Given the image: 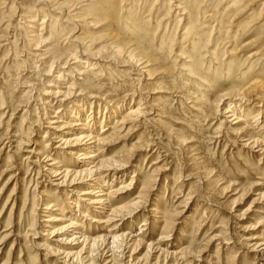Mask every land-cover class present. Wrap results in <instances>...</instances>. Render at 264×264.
Returning <instances> with one entry per match:
<instances>
[{"label": "rangeland", "instance_id": "obj_1", "mask_svg": "<svg viewBox=\"0 0 264 264\" xmlns=\"http://www.w3.org/2000/svg\"><path fill=\"white\" fill-rule=\"evenodd\" d=\"M41 1L0 0V264H64L55 251L82 248L67 244L71 231L58 234L70 222L99 239L92 264H264L248 250L251 238L264 242V156L232 135L247 126L264 142L254 123L264 87L254 94L262 106L238 98L248 99L237 115L244 126L222 115L242 86L264 84V0ZM67 87L75 94L63 105L42 95ZM58 121L92 137L109 126L93 162L125 164L114 179L102 173V193L131 189L110 196V207L83 209L89 220L71 193L92 183L61 187L49 173L54 163L91 166L76 158L79 146L55 149ZM120 206L137 209L115 221L132 243L100 247L113 225L90 222Z\"/></svg>", "mask_w": 264, "mask_h": 264}, {"label": "bare ground", "instance_id": "obj_2", "mask_svg": "<svg viewBox=\"0 0 264 264\" xmlns=\"http://www.w3.org/2000/svg\"><path fill=\"white\" fill-rule=\"evenodd\" d=\"M10 1H13V0H10ZM42 3H43V0L41 1ZM40 2V3H41ZM39 4V3H38ZM47 4H48V1H47ZM35 6V5H34ZM50 8V7H49ZM51 9V8H50ZM53 10V9H52ZM51 11V10H50ZM54 11V10H53ZM182 16V15H181ZM46 20V19H45ZM44 22V21H43ZM40 24H42L43 25V23H40ZM45 24V23H44ZM41 26V25H40ZM43 27V26H42ZM41 27V28H42ZM44 28V27H43ZM41 30H43V29H41ZM40 38V37H39ZM34 39V38H33ZM41 40V39H40ZM39 40V41H40ZM39 41H37V42H39ZM40 43V42H39ZM38 44V43H37ZM39 45V44H38ZM256 54V53H255ZM252 56V55H251ZM251 56H249V57H251ZM248 57V58H249ZM75 63H77V62H75ZM94 65V64H93ZM93 65H91V66H93ZM93 68V67H92ZM90 71H91V68L89 69ZM88 70V71H89ZM94 70V69H93ZM50 72H51V70H50ZM49 73V72H48ZM79 75H81V74H79ZM60 78V77H59ZM55 79V78H54ZM57 81V80H56ZM262 81L260 80V81H255V82H252L251 84H247V86H245V87H241L239 90H240V92H238L237 93V95H235V96H237L235 99L238 101H236V102H234L233 100V105L231 106V107H228V108H226L227 110L225 111V112H223L222 113V115L224 114L225 116L227 115V117H225V122H227L228 124H229V126H238V125H241V124H243V121H242V119H241V117L239 116H237V115H240V113H241V111H243L242 109H243V106L246 108V106H248V105H245L244 103H246L247 101H248V99H247V101H245V100H243L244 102H241L238 98L239 97H241V98H245L246 97V95L248 96V95H252L251 96V98L254 100V101H258V102H260V104L259 105H261V104H263V102H261V100H260V98L259 97H257L258 95H254L255 94V92H257L261 87H264V84L263 83H261ZM51 86H48V88H50ZM67 89V90H66ZM65 90L66 91H63V92H61V91H59L58 89H55V91L54 90H51L50 89V91H47V92H44L42 95L43 96H45V97H49V100H52V99H54V101L53 102H58L57 100H60L61 102H62V100L60 99V98H62L63 99V102H64V98H66V100L68 99V97L69 96H71V97H73L74 96V94H75V92H72L71 90H73L72 88H70V87H67V88H65ZM236 91H238V90H236ZM236 94V93H235ZM42 96V97H43ZM131 96V95H130ZM234 97V96H233ZM240 98V99H241ZM248 98V97H247ZM250 98V99H251ZM71 99V98H70ZM225 100H226V98H224ZM234 99V98H233ZM246 99V98H245ZM48 100V101H49ZM65 100V101H66ZM69 100V99H68ZM242 100V99H241ZM222 101V100H221ZM224 101V100H223ZM45 102V101H44ZM55 102V103H56ZM63 102L61 103L62 105H63ZM228 102V101H227ZM48 103V102H47ZM65 103V102H64ZM243 103V104H242ZM252 103V102H251ZM250 103V104H251ZM257 103V102H256ZM57 104V103H56ZM144 104V103H143ZM142 104V105H143ZM247 104H248V102H247ZM249 104V105H250ZM45 105V104H44ZM53 105H55L54 103H53ZM220 105V104H219ZM262 106V105H261ZM139 107H141V105L139 106ZM257 107V106H256ZM260 107V106H259ZM142 108H143V106H142ZM144 108H146V107H144ZM143 108V109H144ZM263 108H264V105H263ZM138 109V108H137ZM140 109V108H139ZM136 110V111H132L131 113H130V115L131 116H133V117H135V116H138V114H139V116H140V111L142 110V109H140V110ZM219 109V108H218ZM132 110V109H131ZM145 110L146 109H144V112H145ZM61 111V110H60ZM147 111V110H146ZM217 111V110H216ZM258 111V110H257ZM116 112V111H115ZM247 113H250V110L247 112ZM56 115L58 114V112L57 113H55ZM141 114H142V112H141ZM144 114V113H143ZM142 114V115H143ZM262 112H261V110H259V112L255 115V118H254V123L256 124L255 125V127L256 126H259V124L261 125L260 126V131L262 132H264V116L262 117ZM54 115V114H53ZM127 115L129 116V119H130V115L127 113ZM148 115V114H147ZM263 115H264V112H263ZM156 116V115H155ZM71 118H73L72 116H70ZM157 117V116H156ZM59 119H61V118H59ZM132 119V118H131ZM130 119V120H131ZM137 119V118H136ZM140 119V118H139ZM144 119V118H143ZM145 119H146V117H145ZM228 119H230V120H228ZM52 120V119H51ZM134 120V119H133ZM136 121H138V119L136 120ZM148 121V120H147ZM259 121H260V123H259ZM141 122V121H140ZM56 123H59V125H57ZM56 123H53L52 125H56L55 126V128H53L52 127V130H54L56 133H59L58 134V138H60V140L58 141V146L55 148L56 150L57 149H61V146H63V149L64 148H69V147H80V149L82 148V152H85L84 154H80V153H78V155L76 156V158L77 159H79V160H82V163H81V166H83V165H85V163L86 162H90V164H91V166L90 167H86L87 169H84V170H82L80 173H77L78 171H73V170H70V169H64V170H62L63 168L61 167V166H58L59 164L57 163V164H51V169H49V173H50V175H52V177H59V176H62V177H60L57 181L59 182V183H57V185H61V187H62V185H64V184H68L69 186H73V185H77V184H81L82 182L80 181V180H82L83 178H86L84 181H86L87 182V184H88V182L89 183H92L91 185H88V187H89V191H87V192H77V191H75L74 193L72 192L71 193V195H72V197H73V200L74 199H76V201H78L77 203H75V212L76 213H80V215H82V217H83V219L85 218V219H87V216L86 215H84V210L85 211H88V212H90V209L92 208V207H94V206H96V205H101L102 207H110V206H106V204H108L109 203V197L110 196H112V195H117L119 192V190H117L116 192H109V193H107V194H103L102 192H105V189L103 188L104 186H102L104 183H106V180H103V178H101V175H102V173L103 172H105L106 174L107 173H113L114 175H112V178L114 179V177L115 176H117V175H119V174H121V173H124V170L126 169L125 168V164H123V165H121L122 163L120 162V163H118V162H103V161H98L97 163H94L93 161H94V159H99L98 158V153H99V150H100V148H99V145H100V143H104V141H105V137H104V135L103 134H105L106 132H108L111 128L109 127V126H106V129L105 128H103L99 133V135L97 136V137H92V136H90V135H85L87 132H84V131H86V130H79V129H76V127L77 126H80V124L79 123H73V124H69L68 122L67 123H64V124H62L61 122H56ZM245 123V122H244ZM252 123V122H251ZM253 123V124H254ZM48 124V123H47ZM61 124V125H60ZM117 124V123H116ZM133 125H135V124H133ZM241 126H244V125H241ZM50 127V126H49ZM244 127H245V129H244ZM244 127H242L239 131H236L235 132V134H232L233 136L235 135L236 136V140L237 141H235L236 143H238L239 144V146L241 147V149H249L250 151L249 152H253L255 149H259V150H257L256 152L257 153H260V155L261 156H264V142H261L260 140H258V139H254V137H251V136H249L248 135V132L247 131H245V130H247V126H244ZM84 128V127H83ZM252 128V127H251ZM49 129V128H48ZM51 129V128H50ZM85 129V128H84ZM250 130V129H249ZM72 131H81V135H79V137H77V138H75V139H67V138H65V137H70L69 135H70V132H72ZM219 133V132H218ZM234 133V132H233ZM221 134V133H220ZM231 134V133H230ZM229 134V136H231ZM51 136V135H50ZM232 137V136H231ZM220 138V137H219ZM215 139V138H214ZM52 140V139H51ZM56 140H57V138H56ZM53 141V140H52ZM235 142H234V144H235ZM241 143V144H240ZM102 145V144H101ZM46 148V147H45ZM87 151H91V152H87ZM49 161V160H48ZM89 164V165H90ZM127 164V163H126ZM128 165V164H127ZM43 169H45V168H43ZM46 171V170H45ZM39 174V173H38ZM106 174H105V176H106ZM107 176H109V175H107ZM106 176V177H107ZM103 177V176H102ZM133 177V176H132ZM111 178V177H110ZM78 181H79V183H78ZM114 181V180H113ZM132 181V180H131ZM133 183V182H132ZM129 184H130V182H129ZM147 184V183H146ZM149 184V183H148ZM111 185V184H110ZM132 185V184H131ZM145 185V184H144ZM56 186V185H55ZM96 186H98L97 188H96ZM125 186V185H124ZM57 187V186H56ZM75 187V186H74ZM121 187V186H120ZM146 187V186H145ZM122 188V192H120L121 194L122 193H127L128 191H129V189H131L130 188V186L128 185V186H125V187H121ZM121 188H118V189H121ZM60 189V188H59ZM101 189H103V190H101ZM72 191H73V189H72ZM118 192V193H117ZM119 193V194H120ZM80 197L81 198H83V199H80ZM139 197H141V196H139ZM115 198V197H114ZM79 201H81V202H83V204L84 205H86L87 207H84V206H82V205H79ZM134 201V200H133ZM136 201H137V199H136ZM141 201V200H140ZM146 202V201H145ZM144 203V202H143ZM72 206V203L71 202H69L68 201V208H71V206ZM134 206H136V203H132ZM131 204V205H132ZM137 204H138V202H137ZM133 205H132V207H133ZM50 206V205H49ZM48 206V207H49ZM126 206V205H125ZM127 206H128V204H127ZM139 206V205H138ZM89 207H91V208H89ZM130 207V206H129ZM140 208H141V206H140ZM46 210H50L51 208L49 207V208H45ZM84 209V210H83ZM108 210V209H107ZM130 210V209H129ZM137 210V209H136ZM135 210V208L133 209V210H130V211H127V210H125V208L122 206H120L119 208L117 207V208H113V209H110V215L111 216H113L114 218H106V220L105 221H98V222H96V221H92V222H90V223H96L97 224V226L98 225H105L106 226V224L108 225H113V227H112V230H110L109 232V235H107V236H104L103 238H101L102 240H103V244H100V247H101V245H105V244H108V242H110L109 243V247H111L110 246V244L111 245H113L115 242H117V241H123V242H125V240H126V242H125V244H126V246H127V248H128V245L127 244H130V243H127V242H130L131 241V239H129V237L127 236V234H125V235H123V234H119V235H117L116 234V231H117V228H118V226H116V222L115 221H123V220H127V219H132L135 215H136V211ZM125 213V214H124ZM101 216H102V214H104V212L102 211V213H99ZM73 215V216H72ZM70 218H72V217H75L76 218V216H74V214H71L70 213V215H68ZM116 217H118L119 219L118 220H114V219H116ZM87 220H89V219H87ZM48 222H50V221H52L51 219H48L47 220ZM56 221H63V220H56ZM91 221V220H90ZM113 223V224H112ZM115 223V224H114ZM142 226H144V225H142ZM140 228V227H139ZM100 229V228H99ZM120 230V229H119ZM143 230V229H142ZM142 230H140V232L142 231ZM72 232V236H71V238L68 240V243L67 244H69L70 246H71V244L73 243V246H75V245H78L79 243L82 245V248L80 249V251L79 252H75V253H73V252H68L67 254H63L62 252L60 253V252H56L55 251V253H56V256L58 255L59 256V254H61V255H63L64 256V260H65V262H64V264H79V263H83V264H92L91 262H89V256H90V254L88 253V249L90 248V247H92L93 245H95L96 244V242H97V240H99V239H93V238H91V237H89V229H87V230H83V229H81V226H79L78 225V223H76V222H70L67 226H66V228H64L63 229V231H60V232H58V234H64V233H66V232H68V234H69V232ZM145 231V230H144ZM131 237V236H130ZM100 238V237H99ZM131 238H134V237H131ZM166 238V237H165ZM164 239V238H163ZM168 239V238H167ZM167 239L165 240V241H167ZM250 239V238H249ZM66 240V241H67ZM63 240L61 239V240H59L58 241V243H61ZM65 241V240H64ZM81 241V242H80ZM159 241H161L160 239H159ZM158 241V242H159ZM65 243V242H64ZM131 243H132V241H131ZM137 243V242H136ZM121 244V243H120ZM120 244H118V245H120ZM139 244V243H138ZM117 245V246H118ZM122 245V244H121ZM90 246V247H89ZM131 246V245H130ZM135 246V245H134ZM94 247H96V246H94ZM106 247H108L107 245L106 246H104V251H105V248ZM97 248H98V246H97ZM112 248H113V246H112ZM115 248V247H114ZM119 248V247H118ZM122 248V247H121ZM120 248V249H121ZM101 249H103V248H101ZM100 249V250H101ZM111 249V248H110ZM152 249V248H151ZM50 250V249H49ZM118 250V249H117ZM122 250V249H121ZM124 250H127L126 248L124 249ZM121 251V252H126V251ZM153 250V249H152ZM248 250L251 252V253H253V255H254V257H255V259H259L260 261H262V262H264V242H261L257 237H253V238H251V241H250V245H249V247H248ZM96 251V250H95ZM133 250H131V253H133L132 252ZM111 252V251H110ZM116 252V251H115ZM114 252V253H115ZM151 252V251H150ZM158 252V251H157ZM54 253V254H55ZM58 253V254H57ZM104 253V252H103ZM113 253V254H114ZM53 254V255H54ZM101 254V253H100ZM100 254H98L99 256H100ZM161 254V253H160ZM163 254V253H162ZM89 255V256H88ZM101 255H103V254H101ZM104 255H105V253H104ZM116 255H118V254H116ZM115 255V256H116ZM121 255V254H120ZM132 255V254H131ZM79 256V257H78ZM107 256V255H106ZM105 256V257H106ZM91 257V256H90ZM96 257V256H95ZM113 257V256H112ZM111 257V258H112ZM128 257V256H127ZM58 258V257H57ZM61 258V257H60ZM101 258V257H100ZM120 258H121V256H120ZM123 258H124V255H123ZM122 258V259H123ZM87 259V260H86ZM99 259V258H98ZM103 259V258H102ZM105 259V258H104ZM79 260V261H78ZM82 260V262H80ZM112 260V259H111ZM132 260V259H131ZM76 261H78L79 263H77ZM108 262V261H107ZM111 262V261H110ZM63 263V262H62ZM128 263V262H127ZM106 264V263H105ZM107 264H109V263H107ZM125 264V263H124Z\"/></svg>", "mask_w": 264, "mask_h": 264}]
</instances>
